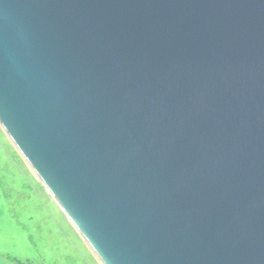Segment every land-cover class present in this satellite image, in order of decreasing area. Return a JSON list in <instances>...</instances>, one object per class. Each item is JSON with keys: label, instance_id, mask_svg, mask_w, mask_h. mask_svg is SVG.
Instances as JSON below:
<instances>
[{"label": "water", "instance_id": "95a60500", "mask_svg": "<svg viewBox=\"0 0 264 264\" xmlns=\"http://www.w3.org/2000/svg\"><path fill=\"white\" fill-rule=\"evenodd\" d=\"M0 126L101 264H264V0H0Z\"/></svg>", "mask_w": 264, "mask_h": 264}, {"label": "rangeland", "instance_id": "374dc122", "mask_svg": "<svg viewBox=\"0 0 264 264\" xmlns=\"http://www.w3.org/2000/svg\"><path fill=\"white\" fill-rule=\"evenodd\" d=\"M0 264H101L1 126Z\"/></svg>", "mask_w": 264, "mask_h": 264}]
</instances>
